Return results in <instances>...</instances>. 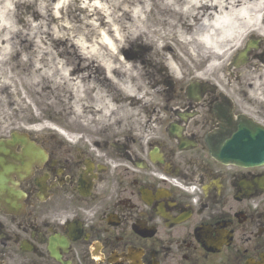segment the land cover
Instances as JSON below:
<instances>
[{
    "label": "flooded vegetation",
    "instance_id": "obj_1",
    "mask_svg": "<svg viewBox=\"0 0 264 264\" xmlns=\"http://www.w3.org/2000/svg\"><path fill=\"white\" fill-rule=\"evenodd\" d=\"M227 59L158 70L113 134L0 130V264H264V164L220 150L264 129L261 27Z\"/></svg>",
    "mask_w": 264,
    "mask_h": 264
},
{
    "label": "clouds",
    "instance_id": "obj_2",
    "mask_svg": "<svg viewBox=\"0 0 264 264\" xmlns=\"http://www.w3.org/2000/svg\"><path fill=\"white\" fill-rule=\"evenodd\" d=\"M19 0H13V2H5L3 4V11L5 19L3 21L4 27L7 29L2 39L8 41L0 45L2 53H0V62L5 64V76L4 83L10 84L16 78V73L11 69L14 64L9 63L12 56L17 51H20L18 47L14 46L12 36L17 32H22L32 39L36 35V31L40 28L44 21L33 22L31 15L25 17L27 24L30 26L25 28L22 25L16 23L17 13L15 4ZM202 5H209L210 8L207 12L198 11ZM81 7L88 8L89 12L82 17L85 19L86 24H90L91 28H86L83 25L80 26L79 32L70 31L55 32L54 34L60 38L68 36L72 39L78 47L79 54L88 62L91 59H97L100 57L101 52L106 48L110 53V56L117 57L119 62H113L111 58H100L99 63L108 70V75L111 76L112 69H118L121 72L129 73V76L125 77L124 82L118 81L115 77H112L113 81L126 95L137 96L144 98L145 102H148L152 97H145V92H148L146 84L137 79L136 84H133L130 80V76H138L139 74L132 69V63L124 60V56L120 53V49L129 47L127 41L135 40V38L141 35L143 32H148L149 29L144 23L148 18V13L152 8V4L149 0H145L143 4L138 2L134 3H116L106 2L100 3L96 0L94 4H88L85 2L80 5ZM48 5L41 3L39 5L40 11L46 15L44 11ZM61 7L60 4L54 6V8ZM121 7L132 17V22H128L123 19V12H117L116 8ZM172 7L177 13L187 18V23L193 25L191 33H188L184 28L180 26L177 19L169 20V27L167 29H157L159 35H149L152 41H155L156 49L163 48L165 40L164 36H170L173 32L172 25H175V34L179 40L189 45V53L195 57L197 55V46H202L201 54L210 55L211 53H221L220 45L226 41H232L238 43V39L242 38L241 33L246 34L248 30H252L255 26H260L264 31V25H260L261 19H264V0H187L182 5L173 4ZM212 7H218L219 11H212ZM99 8L102 13V17L105 19V26L100 27V16L94 13V9ZM227 9V11H225ZM87 15H92L93 19H86ZM201 17L199 24H196L192 17ZM164 19H168L165 17ZM73 26H70V28ZM91 41L89 43L88 41ZM149 41V42H152ZM194 42V43H191ZM38 50L35 57L31 59L33 67L31 68V76L29 82L34 85L41 84V78L47 77L52 82L53 87L58 85H64L68 81L69 73L72 71V66L67 65L64 60H53L56 53L52 52L51 57L45 58L41 62L43 53L45 51H51V47L44 49L40 45L39 39L36 40ZM31 53H22L20 61L27 65L30 61ZM183 55V53H181ZM166 66L170 69L173 76L181 78L182 70L180 64L172 59L171 55L166 54ZM223 61L213 60L209 67H219ZM41 71L37 72L36 70ZM259 75H264L261 72ZM264 83V81H261ZM76 91V113L82 115V107H91L100 110L101 114L95 116L98 121L104 123H114L116 119L122 118L125 113L120 112L118 116H111V113L117 110V105L112 102V97L108 95L107 91L101 92L99 89L97 92L92 93V99H89L85 92L91 91L93 88H97L95 83H89L88 85H80L77 81ZM137 87H142L143 91L137 92ZM131 111V110H129Z\"/></svg>",
    "mask_w": 264,
    "mask_h": 264
},
{
    "label": "rangeland",
    "instance_id": "obj_3",
    "mask_svg": "<svg viewBox=\"0 0 264 264\" xmlns=\"http://www.w3.org/2000/svg\"><path fill=\"white\" fill-rule=\"evenodd\" d=\"M22 3L23 0H19V2L16 3L17 24L25 28L30 27L25 17L31 15L33 22L38 23L44 21L43 25L45 27L50 25L54 32L59 31L68 33L71 31L70 27L65 29L62 24L57 25L53 23V15L56 13V8H54L56 4H53V0H39L38 2L35 0H24L23 5H21ZM41 3L48 5L44 10L47 18L43 20L37 19L35 21L34 18L37 17V13L41 12L39 9ZM83 9L84 11L86 10L85 8ZM61 13H63L64 20L66 22H72L71 26L74 25V27L78 26L77 23L80 17H85V13L82 14L81 9L75 3H73L71 7L69 5L62 7ZM86 19H88V15ZM58 26L61 28V31L58 29ZM74 27L72 28L74 29ZM2 28H5L4 25ZM43 31V28H38L36 31L37 37H32V39H29L26 34V38L24 36L19 38L14 37V46L20 49V51H17L15 55L12 56L13 58L10 61L11 64H14L11 70L16 73V78L10 85L4 83L3 76H1L0 80V130L2 133L29 129L37 132L52 131L62 134L65 137H74L81 134H98L104 130L106 134H113L115 130L120 129L122 126L139 121L142 115V111L140 110L142 106H140V102L143 98L137 96H133L132 98H136L135 100L138 101V103H125L127 105L126 110L120 109L121 105H117V110L112 112L111 116H118L120 112H124L125 115L122 118L116 119L114 123H104L103 121L96 120L95 116L100 115L101 112L91 107H82V115H78L76 113V96L74 94L77 81L81 82L84 86L89 83H95L97 85V88H93L91 91L86 90L85 95L89 99L93 98L92 93H95L94 91L98 89L101 92L107 91L110 96H116L115 101L119 103L128 96H125L120 89L105 87V85H108L104 81L105 73L103 71H98L97 66L91 61L86 62V60H82L83 57L79 56L78 47L73 45L72 39H69L68 36H63L62 39L54 40L49 36L51 32L44 35L45 39H43L40 34ZM74 32L78 31L75 30ZM37 39H39L40 45H42L44 49L49 48V46L51 47L49 54H46V51L43 53L41 62H43L45 58L51 57L52 52H55L56 55L53 57V60L54 58L55 60H64L67 65L72 66L69 78L75 80L73 85H70L71 80H68L69 82L66 81L64 85L53 87L52 82L49 81L47 77L41 78L40 85H34L29 82L31 76L30 70L33 67L31 59L35 57L38 50L36 44ZM43 42H46L47 45L43 44ZM173 46L175 49H173L172 53L169 52L167 55H171L172 59L180 64L182 76H192L196 74V71L206 63L209 65L212 57H214L213 53L210 55H202L200 53L198 55L202 60L200 62L197 60L198 58L194 59L192 56H188L190 53H187L185 47H182L178 42H175ZM144 47L146 46L142 44L129 46L124 53V58L128 60L127 62L132 63L133 66L139 68V76L133 84H136L137 79H139L146 84L150 91L153 89V86H155L154 81L155 77L158 75V70H165L167 68L165 63L166 54L160 56L154 50L148 52ZM199 49L201 50L202 48L199 47ZM25 52L32 54L27 65L20 61L22 53ZM181 53H183V55H181ZM227 61L228 59L225 63H227ZM201 64L203 65L199 68ZM36 71L39 72L38 69ZM119 80L122 81L125 79ZM140 91L141 89L138 92ZM151 93L152 91H150V94ZM135 108H137V110H134ZM124 134L125 133H122V135Z\"/></svg>",
    "mask_w": 264,
    "mask_h": 264
},
{
    "label": "bare ground",
    "instance_id": "obj_4",
    "mask_svg": "<svg viewBox=\"0 0 264 264\" xmlns=\"http://www.w3.org/2000/svg\"><path fill=\"white\" fill-rule=\"evenodd\" d=\"M53 2H55L54 4H56V5L57 4L61 5V7L56 8V13L53 15V17H54L53 23L57 24V25H61L62 24L65 29L70 27L72 25V22H66L64 20L63 13H61L62 12V7L66 6V5H69L71 7V5L73 3H75L81 9V13L82 14L85 13L84 15H86L89 12L88 8H85L86 10L84 11V9H83L84 7L80 6V5H82L85 2V0H56V1L53 0ZM86 2L88 4H94L96 2V0H86ZM99 2L100 3H106V2L134 3V2H138L140 4H143L145 2V0H99ZM149 2L152 4V8L150 9V11L148 13L147 20L144 22L146 24V26L148 27L149 31L148 32H143L141 35L137 36L135 38V40H128L127 41L128 45L129 46H134V45L142 44L143 46H146V49H147L148 52L154 50L155 52H157V54L162 56V54H169V52L172 53L173 49H175L173 45H175V42H178V44H180L182 47H185V50H187V53H189V51H188L189 45L185 44L184 42L179 40L178 36L175 34V27H176L175 25L171 26L172 29H173V32H172V34L170 36L162 37V39H164L166 42H165L163 48H161V49H156L155 41H152V38L149 35V32H151L152 35H159V31H157V29H167L169 27V20L170 19H177V22L180 24V26L182 28H184L188 33H191L192 29H193V25L188 24L187 23V18L185 16L181 15L180 13H177L175 11V9L172 7L173 4L182 5V4L186 3L187 0H149ZM249 2H251V0H249ZM209 8H210L209 5H202L201 9H199L198 11L207 12L209 10ZM211 10L212 11H219L218 7H212ZM93 11H94V13L97 16L101 17V19L99 21L100 22V27H104L105 26V19L102 17V13L100 12L99 8H95ZM116 11L117 12H123L124 13L123 19L127 20L130 23L132 22V17L127 12H125L123 8L117 7ZM225 11H227V9H225ZM41 13L42 12L37 13V17H35V18L33 17L35 21L37 19L43 20L44 18L45 19L47 18V15H45L43 13L41 14ZM58 17H60V18H58ZM165 17H167L168 19H164ZM4 19H5V14H4L3 9H1L0 10V45L8 42V41H4L2 39L3 35L7 31L6 28H4V29L2 28V26L4 25L3 24ZM79 19L80 20L77 23L78 26L74 27V25H73L74 29L71 27V31H75L76 30V31L79 32L81 30L80 29L81 25H83L86 28H91L90 24H86L85 23V19H82L81 17ZM88 19L89 20L93 19V16L92 15H88ZM191 19L194 20L196 22V24H199L201 17L195 16V17H192ZM41 28L44 29V31L42 33H40L41 37L43 39H45L44 35H46V34H48L50 32H51V34L49 36H51L54 40L62 39V37L58 38L54 34L55 32L52 31L50 25L47 26V27L42 25ZM58 29L61 31V28L59 26H58ZM56 32H59V31H56ZM241 35H242V38L238 39V43H240L242 41V39L244 38V36H245V34H243V33H241ZM21 36H24L25 38L27 37V36H25L24 33L17 32V33H15L12 36V40L13 41L15 40L14 37H18L19 38ZM33 37H37V33ZM149 41H152V42H149ZM88 42L91 43L90 40ZM191 43H194V42H191ZM43 44L47 45L46 42H43ZM73 45H76V44L73 43ZM235 45H236V43H233L232 41H226V42L222 43L220 45L221 53H213L214 57H212L211 62L213 60L223 61V63L219 66V67H221L224 64V62H225L226 56H228L230 51L235 48ZM199 47L202 48V46H197V55H196V57H193L191 54H188V56H192L194 59L198 58L197 60L201 62L202 60L198 56L201 53V50L199 49ZM34 48H35V46H34ZM127 49H128V47L127 48H122L119 51L124 56V53H125V51ZM0 53H2V48H0ZM45 53L49 54V51H46ZM79 56H81V55L79 54ZM81 57H83V56H81ZM12 58H11V60H12ZM100 58H111L114 63L115 62H119L118 58L110 56V53L105 48L104 51L101 52L99 58L91 59L89 61H91L93 64H95L97 66L98 71H103L105 73L104 81H105L106 84H108V85H105V87H111L113 89H119V87L113 81L112 77H115L116 80L121 81L119 79H125L126 76H129V73L121 72L120 70L114 68L111 71V76H109L108 75V70L106 68H104L99 63V59ZM86 59L87 58H85V57L82 58L83 61H85ZM54 60H55V58H54ZM124 60L128 61L126 58H124ZM5 67H6L5 64L0 62V80H1V76H3L2 78H4V76L6 74L5 73ZM210 68H218V67L213 66V67H210ZM167 69H169V68L167 67ZM38 70L41 71L40 69H38ZM130 71H135V72H137L139 74V68L137 66L135 67V66L132 65V69ZM138 76H130L131 82L132 83L135 82L136 78ZM69 81H70V85H73V82L75 80L74 79H69ZM121 82H124V80H122ZM10 84H7V85H10ZM79 84L82 85L81 82H79ZM77 88H78V86H77V83H76L75 84V92H74L75 96H76ZM140 89L142 91L143 88L137 87L136 91L138 92ZM94 92H97V91H94ZM125 96H128V97H125L121 101V103L115 101V97L116 96H111L112 97V102L115 103L116 105H121L120 109H123V110L127 109V105H126L127 103H130V102L138 103V101L135 100L136 98L135 99L132 98L133 96H129V95H126V94H125ZM119 97H124V96H119ZM122 102H124V103H122ZM134 110H137V108H135Z\"/></svg>",
    "mask_w": 264,
    "mask_h": 264
},
{
    "label": "water",
    "instance_id": "obj_5",
    "mask_svg": "<svg viewBox=\"0 0 264 264\" xmlns=\"http://www.w3.org/2000/svg\"><path fill=\"white\" fill-rule=\"evenodd\" d=\"M250 142L249 131L240 130L220 150L226 153L231 152V156L241 165L248 163L249 160H252V165L264 164V129L252 124V156Z\"/></svg>",
    "mask_w": 264,
    "mask_h": 264
}]
</instances>
